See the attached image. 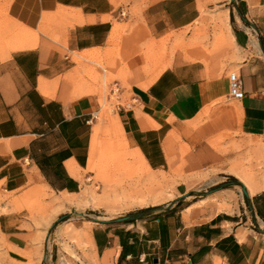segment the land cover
<instances>
[{
    "label": "crops",
    "instance_id": "crops-1",
    "mask_svg": "<svg viewBox=\"0 0 264 264\" xmlns=\"http://www.w3.org/2000/svg\"><path fill=\"white\" fill-rule=\"evenodd\" d=\"M109 75L137 160L178 173L177 201L209 191L152 234L88 227L92 264H133L142 240L162 264H264V0H0V264L51 260L46 230L85 186Z\"/></svg>",
    "mask_w": 264,
    "mask_h": 264
},
{
    "label": "rangeland",
    "instance_id": "rangeland-1",
    "mask_svg": "<svg viewBox=\"0 0 264 264\" xmlns=\"http://www.w3.org/2000/svg\"><path fill=\"white\" fill-rule=\"evenodd\" d=\"M112 79L113 76L109 75L105 80L107 87L101 93L100 112L95 119L97 123L95 133L100 148L96 163L99 167L94 170L87 168V180L79 195L68 198L66 204L61 202L58 207L59 212L53 208L55 217L46 230L50 229V234L44 239L49 245L48 253L51 255L48 264H92L93 257L88 250L90 240L85 237L88 227L109 226L110 229L116 230L131 228L139 236L137 232L140 228H147L150 233L155 232L157 218L161 220L166 218L168 211L183 209L190 200H200L209 191L207 185L200 184L191 187L192 190L196 188V192H191L192 195L196 194V197L186 198L187 193L183 200L177 201L175 196L179 182L178 173L172 170L152 171L148 165L137 160L123 138L121 126L115 119L117 107L123 101L119 102L121 90L115 93L111 91L116 89L114 82L111 83ZM180 180L186 182L185 179ZM227 182L241 189V184L236 179L231 180L229 177ZM183 185L186 187L188 184L186 182ZM77 213H83L88 217H81ZM139 213L146 214L131 220L133 224L127 221L104 225L89 219H115L127 215L137 216ZM65 214H69L67 218L56 222ZM135 245L137 252H148L147 264H153L154 259L162 260L161 251L154 246V243H145L142 240ZM77 251L85 260L77 256ZM138 257L139 255L131 259L133 264H141Z\"/></svg>",
    "mask_w": 264,
    "mask_h": 264
},
{
    "label": "built area",
    "instance_id": "built-area-1",
    "mask_svg": "<svg viewBox=\"0 0 264 264\" xmlns=\"http://www.w3.org/2000/svg\"><path fill=\"white\" fill-rule=\"evenodd\" d=\"M116 87L115 90H111L113 93L119 91V88L117 85H114ZM228 94L229 97L235 100H240L243 98L244 96V92H243V88H242V81L240 79V77H233L230 82H229V87H228ZM93 117L97 118L96 115H94ZM146 254H141L138 257V261L141 264H147L146 263ZM153 264H162L159 260H157L156 262H153Z\"/></svg>",
    "mask_w": 264,
    "mask_h": 264
},
{
    "label": "water",
    "instance_id": "water-1",
    "mask_svg": "<svg viewBox=\"0 0 264 264\" xmlns=\"http://www.w3.org/2000/svg\"><path fill=\"white\" fill-rule=\"evenodd\" d=\"M232 1H234V0H232ZM240 186H241V192H242L243 196H245L246 198H248V194H247V191L245 190V187H244L242 184H241ZM187 195H188V194H187ZM77 214H78L79 216H81V217H84V218L88 217V216H86V215L83 214V213H77ZM144 214H146V213H139L137 216H135V215H127V216H123V217L115 218V219H98V218H89V219L92 220L93 222H96V223L110 224V223H117V222H127V221H131V220H134L135 218H141V217H143ZM68 215H69V214H65V215L59 217V218L57 219L56 222L61 221V220L65 219V218H67ZM56 222H55V223H56ZM55 223H54V224H55ZM54 224H53V225H54ZM51 227H52V226H51ZM261 231L264 232V230H261ZM49 234H50V229L47 231L46 236L48 237ZM156 261H157V259H154V262H156Z\"/></svg>",
    "mask_w": 264,
    "mask_h": 264
},
{
    "label": "bare ground",
    "instance_id": "bare-ground-1",
    "mask_svg": "<svg viewBox=\"0 0 264 264\" xmlns=\"http://www.w3.org/2000/svg\"><path fill=\"white\" fill-rule=\"evenodd\" d=\"M161 70H162V68L157 67V69L154 71V73L151 74V76H150V78H149V82H150L153 78H155V77L160 73ZM145 85H146V84H143V87H144ZM144 122H145V121H144ZM142 124H144V123H142ZM145 124H146V123H145ZM146 125H147V124H146ZM146 125H145V126H146ZM148 127H149V126H148ZM99 149H100V148H99V143H98V141H97L96 133H94V135H93V139H92V143H91V146H90V160H89V163H88V168H89V169L94 170V169H96L97 167H99L98 164L96 163V156L98 155ZM138 153H139V156H140V159L142 160V162L145 163V164L147 165V163H146L144 157L141 155L140 152H138Z\"/></svg>",
    "mask_w": 264,
    "mask_h": 264
},
{
    "label": "trees",
    "instance_id": "trees-1",
    "mask_svg": "<svg viewBox=\"0 0 264 264\" xmlns=\"http://www.w3.org/2000/svg\"><path fill=\"white\" fill-rule=\"evenodd\" d=\"M230 179H231V180H234L233 177H230ZM128 223H133V221H129ZM121 246H122V252H121V254H120L119 263H120L121 260L124 259V257H126V255H124V254H125L124 251H125V248H126V244H121ZM131 247H132V246H130V248H131ZM123 253H124V254H123ZM130 254H132V253L130 252Z\"/></svg>",
    "mask_w": 264,
    "mask_h": 264
}]
</instances>
